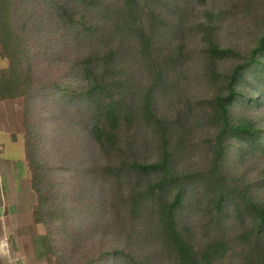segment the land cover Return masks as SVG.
Returning a JSON list of instances; mask_svg holds the SVG:
<instances>
[{
  "label": "trees",
  "instance_id": "16d2710c",
  "mask_svg": "<svg viewBox=\"0 0 264 264\" xmlns=\"http://www.w3.org/2000/svg\"><path fill=\"white\" fill-rule=\"evenodd\" d=\"M254 2L0 0V98L23 101L55 264H264V14L243 47L219 39Z\"/></svg>",
  "mask_w": 264,
  "mask_h": 264
},
{
  "label": "crops",
  "instance_id": "0c3cea01",
  "mask_svg": "<svg viewBox=\"0 0 264 264\" xmlns=\"http://www.w3.org/2000/svg\"><path fill=\"white\" fill-rule=\"evenodd\" d=\"M17 98H0V264H50L44 227L34 218L36 193Z\"/></svg>",
  "mask_w": 264,
  "mask_h": 264
},
{
  "label": "rangeland",
  "instance_id": "374dc122",
  "mask_svg": "<svg viewBox=\"0 0 264 264\" xmlns=\"http://www.w3.org/2000/svg\"><path fill=\"white\" fill-rule=\"evenodd\" d=\"M264 14V0H255L252 10L249 14L244 16H231L221 27L219 39L222 45H228L235 48L243 47L249 39L253 38L254 33L258 31V25L262 23V15ZM7 66V60L0 57V69ZM198 66L193 65L191 70L194 72L193 79H190V93L195 92L196 95L203 94V83L198 80L200 76L196 73ZM18 103L23 107V101L21 97H16ZM22 130V126H21ZM63 137L67 138V142L64 143V147L70 152V154L76 159H85L88 156L87 152L78 150V143L81 140V136L84 135L81 128L76 122H65L59 128ZM23 132V130H22ZM88 142V141H87ZM91 144V143H90ZM92 145V144H91ZM71 146V147H70ZM93 146V145H92ZM92 146L86 144V151L91 150ZM75 152V154H73ZM99 152V151H97ZM96 154V153H94ZM99 154V153H98ZM60 156V155H59ZM62 157V156H61ZM60 157V158H61ZM190 163V161H189ZM252 165H255L253 173L255 176L264 174V161H251ZM250 163V164H251ZM37 198V197H36ZM149 247L143 252H147ZM50 264H55L54 258L48 255Z\"/></svg>",
  "mask_w": 264,
  "mask_h": 264
}]
</instances>
